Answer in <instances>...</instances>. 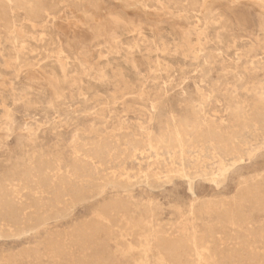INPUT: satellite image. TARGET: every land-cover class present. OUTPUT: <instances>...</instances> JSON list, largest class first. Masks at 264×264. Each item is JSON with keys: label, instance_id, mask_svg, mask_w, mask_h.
<instances>
[{"label": "rangeland", "instance_id": "374dc122", "mask_svg": "<svg viewBox=\"0 0 264 264\" xmlns=\"http://www.w3.org/2000/svg\"><path fill=\"white\" fill-rule=\"evenodd\" d=\"M0 232V264H264V0H0Z\"/></svg>", "mask_w": 264, "mask_h": 264}, {"label": "bare ground", "instance_id": "6f19581e", "mask_svg": "<svg viewBox=\"0 0 264 264\" xmlns=\"http://www.w3.org/2000/svg\"><path fill=\"white\" fill-rule=\"evenodd\" d=\"M255 1V0H254ZM116 2V1H115ZM235 2H237V1H235ZM251 2V1H250ZM254 3V2H253ZM136 5H137V7L138 8H141V12H142V10L146 13V14H148L149 13V8H147L143 3H141L140 1H138L137 3H136ZM121 13V12H120ZM106 14V13H105ZM124 15V14H123ZM122 17V16H121ZM117 17V16H113V15H111V14H109V15H107L106 14V16H104V17H98L97 15H95L94 13H93V15H87V14H84L82 17H81V20H80V26H86V27H88L89 28V30H91L92 31V33L94 34V39H95V41H97V42H99V41H102V40H104L105 39V37H106V28L108 27V26H110V25H114L115 26V28H116V26H117V31L119 30V29H126V28H128V29H137V28H139L140 27V25L139 24H135V23H133L132 22V19H130L128 16L127 17ZM154 17H155V15H154ZM79 20V19H78ZM148 21V20H147ZM155 21V20H154ZM153 21V22H154ZM154 23H158V22H154ZM172 27V26H171ZM119 28V29H118ZM149 28H150V26H149ZM108 29V28H107ZM156 30V29H155ZM144 32V31H143ZM81 34L83 33V32H80ZM134 33V32H133ZM132 35V34H131ZM80 36H82V35H80ZM116 36H118V35H116ZM88 37V36H87ZM86 37V38H87ZM88 38H90V37H88ZM95 41H93V42H95ZM93 42H92V44H93ZM77 43H79V42H77ZM85 45V44H84ZM90 45V44H89ZM85 49V48H84ZM93 52H94V50H93ZM26 69V68H25ZM28 70V69H27ZM238 96V95H237ZM4 107V106H3ZM88 115V114H87ZM2 117V116H1ZM220 123V122H219ZM169 141H158V145H163V144H165V145H167V147H172V146H175V145H180V144H182V142H183V136L180 134V133H177V134H175V135H171L170 137H169V139H168ZM150 145L151 146H154V144H156L155 143V141H154V139H150ZM157 142V141H156ZM156 144V145H157ZM104 150V149H103ZM225 173L226 172H223V174L222 175H224L225 176ZM147 177V176H146ZM145 178V177H144ZM146 179V178H145ZM112 181V180H111ZM117 181V180H116ZM113 182V181H112ZM193 182V181H192ZM107 183H108V180H107ZM114 183H115V181H114ZM108 184H110V183H108ZM116 184V183H115ZM106 186V184H103L102 186ZM110 185H112V184H110ZM104 186V187H105ZM102 189H103V187H102ZM102 189L100 190V191H102ZM12 190V189H11ZM189 190H191V192L194 194V192H193V190H192V183L190 184V188H189ZM191 193V194H192ZM11 194V193H10ZM5 208H7V207H5ZM191 211V210H190ZM7 225H8V223H7ZM12 227V226H11ZM5 229V228H4ZM17 230V229H16ZM15 229H14V231H16ZM4 231V230H3ZM0 233H2V232H0ZM194 247V246H193ZM196 249V248H195ZM198 258V257H197Z\"/></svg>", "mask_w": 264, "mask_h": 264}]
</instances>
